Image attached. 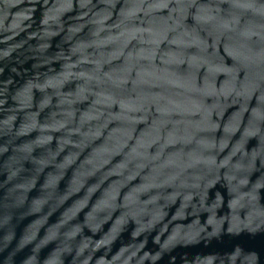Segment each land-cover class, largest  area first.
<instances>
[{"label":"water","instance_id":"95a60500","mask_svg":"<svg viewBox=\"0 0 264 264\" xmlns=\"http://www.w3.org/2000/svg\"><path fill=\"white\" fill-rule=\"evenodd\" d=\"M0 264H264V0H0Z\"/></svg>","mask_w":264,"mask_h":264}]
</instances>
